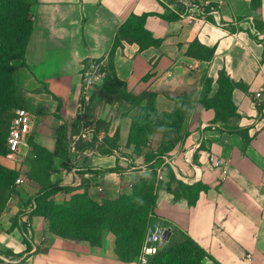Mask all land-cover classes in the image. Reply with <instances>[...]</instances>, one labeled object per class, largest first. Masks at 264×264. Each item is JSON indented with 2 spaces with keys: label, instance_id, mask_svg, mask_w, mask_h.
<instances>
[{
  "label": "crops",
  "instance_id": "0c3cea01",
  "mask_svg": "<svg viewBox=\"0 0 264 264\" xmlns=\"http://www.w3.org/2000/svg\"><path fill=\"white\" fill-rule=\"evenodd\" d=\"M183 1L31 0L34 30L26 49L27 65L15 64L16 84L26 94L24 101L28 105L35 103L37 111L29 137L50 151L55 150L54 133L41 131L38 120L57 111V99L61 100L59 124L70 123L76 116L84 123L91 113L93 124L85 132L86 138L84 132L75 136L69 160L57 158L53 167L52 181L73 191L63 189L52 200L64 204L74 194L88 192L94 201L102 202L131 192V184L145 176L148 166L155 161L148 162L147 156L160 147L162 136L153 134L144 154L136 155L127 143L132 120L139 115L140 108L122 99L98 103L100 87L91 92V102L82 107V74L89 61L109 58L117 32L130 15L150 14L146 28L162 41L161 46L142 51L138 44L124 42L115 53L117 76L136 96L146 91L156 93L159 114L176 111V97L192 95V110L182 126V140L164 160L179 180L210 186L194 207L185 199L174 200L171 193L162 189L151 222L171 229L166 243L179 230L197 241L218 264H264V47L251 36L255 32L253 21H264V0L260 12L252 10L251 0H186L215 7L223 1L220 23L212 15L209 17L214 22L205 17L190 18ZM195 41L214 48V58L199 61L190 56L188 50ZM222 70L248 89H235L233 93L241 118L232 124L249 130L252 141L246 152L241 136L221 131L213 123L215 112L199 101L205 78L213 79L211 96L215 95ZM31 96L35 97L33 102ZM100 122L106 126L98 127ZM117 132L118 151L102 144ZM94 137V148L75 152V143L80 139L91 142ZM101 147L109 153H102ZM212 155L223 162L221 168L212 166ZM14 156L1 163L19 170L26 156L19 164ZM118 165L122 172L107 171ZM23 178L25 182L18 186V194L0 217V255L13 254V264H138L118 258L116 237L110 232L105 233L102 247H93L87 242L64 240L43 232V221L37 217L32 222V250L27 252L21 230H11L13 219L26 213L29 200L37 193L29 179ZM162 180L164 184L168 182L166 174ZM207 264L216 263L207 260Z\"/></svg>",
  "mask_w": 264,
  "mask_h": 264
},
{
  "label": "trees",
  "instance_id": "16d2710c",
  "mask_svg": "<svg viewBox=\"0 0 264 264\" xmlns=\"http://www.w3.org/2000/svg\"><path fill=\"white\" fill-rule=\"evenodd\" d=\"M250 4L252 10L260 12L263 0H251ZM214 7L209 5L206 11L209 12ZM149 16L150 14L141 16L132 14L119 28L108 58L107 75L100 87L98 98L106 103L122 99L140 108L139 115L132 120L127 146L133 147L134 153L141 156L149 146L152 135L159 133L162 136L160 147L147 156L148 162L155 161L148 166V173L145 176L131 184V192L123 193L117 199L96 202L88 192H84L74 194L64 204H56L52 200L54 195L63 189L71 193L73 189L63 188L59 183L52 181L55 159L69 160L73 138L82 134L81 119L59 124L62 120L61 100L57 99V111L51 115L41 116L38 120L41 131L54 133L55 150L50 151L36 144L33 137H29V152L21 169H9L0 162V217L6 210L8 202L18 194V186H20L17 185L18 179L27 177L30 185L37 190L28 202V212L17 215L11 226V230L16 228L21 230L27 252L32 250L29 230L33 231L32 222L37 217L43 221V232H49L64 240L87 242L93 247H102L105 233L110 232L116 237L115 251L121 261L144 264L140 262L139 257L147 227L155 216L160 191L165 189L174 196V200L185 199L190 207H194L201 193L210 190V186L202 182L187 184L179 180L172 167L164 160L182 140V126L192 110V95L176 97V111L159 114L156 93L146 91L136 96L128 91L126 83L117 76L114 65L115 53L124 42L136 43L142 51L161 46L162 41L156 39L146 28ZM205 18L214 22L212 17L205 16ZM253 28L255 32L251 36L264 47V37H260L264 33V21L255 19ZM33 30L34 15L31 0H0V158L12 154L7 146V137L15 114L9 125V113L22 107L19 88L14 79L16 68L12 65V61L20 60L22 65H27L25 54ZM188 54L199 61H210L215 56V49L195 41L190 46ZM262 62H264V53ZM217 85V92L211 96L213 79L205 78L199 101L204 108L215 112L213 123L221 131L226 130L241 136L243 151L246 152L252 141L249 130L232 124L241 118L233 100V93L235 89L247 92V86L231 79L225 70L220 71ZM98 124V127L106 126L105 122ZM96 143V137L91 142L80 139L75 143V152L94 148ZM119 143V132L114 138L102 142L104 146L109 145L117 151L120 149ZM101 150L102 153H109L102 147ZM107 171L120 173L122 168L118 165ZM163 174L168 178L166 184L162 180ZM182 235L180 241L170 240L166 243L156 255L148 258L146 264H207V260L218 264L191 236L186 233ZM7 256L13 258L11 253H7Z\"/></svg>",
  "mask_w": 264,
  "mask_h": 264
},
{
  "label": "built area",
  "instance_id": "2783aa9c",
  "mask_svg": "<svg viewBox=\"0 0 264 264\" xmlns=\"http://www.w3.org/2000/svg\"><path fill=\"white\" fill-rule=\"evenodd\" d=\"M183 3L189 8V16L192 19H197L205 17V16H214L216 20L220 23L221 21V8L224 4L223 1L218 3V6L213 8L211 11L207 12L206 8L209 7L210 4L198 5L192 3L190 1L184 0ZM108 59L103 60H91L89 64L85 65L83 68L82 80H83V102L81 106L84 104H89L92 99L91 92L99 87H101L104 79L106 78ZM261 97V93L258 92L256 94V98L259 99ZM257 106H261V104H257ZM36 124V117L33 116L26 108H19L15 112V116L11 121V125L9 128V134L7 137V146L10 152L13 155H22L24 153V149L28 150V138L31 135L34 125ZM89 131V128L85 131ZM85 132L83 133V137L86 138ZM186 161H190V159L185 156ZM210 162L214 168H221L223 166V162L217 159L215 156L210 157ZM25 182V179L22 177L17 180V185H22ZM167 230H171L170 228L162 225L159 222H151L146 231L143 247L140 253L139 260L146 264L148 258L150 256L156 255L160 249L165 245L167 241H164V236ZM29 234L31 236V230H29ZM6 263H13V259H8L7 257H0ZM248 259H251V256H248Z\"/></svg>",
  "mask_w": 264,
  "mask_h": 264
},
{
  "label": "rangeland",
  "instance_id": "374dc122",
  "mask_svg": "<svg viewBox=\"0 0 264 264\" xmlns=\"http://www.w3.org/2000/svg\"><path fill=\"white\" fill-rule=\"evenodd\" d=\"M17 63H21V61L20 60H14V61H12V65L16 68V71H17V67H16V65L15 64H17ZM16 71L14 72V79H15V76H16ZM15 84H16V81H15ZM16 86L19 88V91H18V94H19V97L21 98V108H26L33 116H35L36 118H37V111H35V103H29V105L26 103V101H24L25 100V98H26V94L24 93V91L22 90V88H20L17 84H16ZM34 94L35 95H38L37 93H35L34 92ZM100 93L98 92V94L97 95H99ZM99 97V96H98ZM33 100H35V97H33V96H31L30 97V102H33ZM97 102L98 103H102V101L98 98L97 99ZM20 108V107H19ZM19 108H16L15 110H13V111H11L9 114H10V119H9V125H10V121H11V119H12V117H13V115L15 114V111L17 110V109H19ZM93 118V116H92V114L90 113V116H89V119H87V120H85V122L83 123L82 122V127L80 128V131L81 132H85L88 128H90L91 127V125L93 124V121L91 120ZM77 120V119H81V117H79V116H76V117H74V118H72V119H70L71 121L72 120ZM29 139V138H28ZM29 145V144H28ZM28 152H29V149L27 150H25L24 149V153L22 154V155H15L14 157H13V160L15 161V163L17 164V162H18V164H19V162H21L22 160H23V158L28 154ZM27 153V154H26ZM12 155V154H11ZM4 158H6V157H2V158H0V162L2 161V160H4ZM2 164V163H1ZM3 165V164H2ZM6 167V166H5ZM23 185V184H22ZM183 238V235H182V232H180L179 230H176L175 232H174V234H173V236H172V238H171V242H174V241H180L181 239ZM0 257H2V255H0ZM8 259H10V257H8V256H6ZM141 262V261H140ZM17 263H19V262H17ZM17 263H14V264H17ZM0 264H10V263H6L3 259H1L0 258ZM11 264H13V263H11Z\"/></svg>",
  "mask_w": 264,
  "mask_h": 264
},
{
  "label": "water",
  "instance_id": "95a60500",
  "mask_svg": "<svg viewBox=\"0 0 264 264\" xmlns=\"http://www.w3.org/2000/svg\"><path fill=\"white\" fill-rule=\"evenodd\" d=\"M170 233H171V230H167V232L165 233V236H164V241H163V243H164L165 241H168V239H169V237H170Z\"/></svg>",
  "mask_w": 264,
  "mask_h": 264
}]
</instances>
